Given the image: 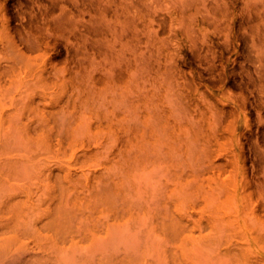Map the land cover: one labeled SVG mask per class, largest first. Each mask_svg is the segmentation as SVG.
Here are the masks:
<instances>
[{"label":"bare ground","instance_id":"1","mask_svg":"<svg viewBox=\"0 0 264 264\" xmlns=\"http://www.w3.org/2000/svg\"><path fill=\"white\" fill-rule=\"evenodd\" d=\"M125 1L0 0V264H264L233 1L189 34Z\"/></svg>","mask_w":264,"mask_h":264},{"label":"rangeland","instance_id":"2","mask_svg":"<svg viewBox=\"0 0 264 264\" xmlns=\"http://www.w3.org/2000/svg\"><path fill=\"white\" fill-rule=\"evenodd\" d=\"M134 1L135 2H132V4H130L128 1H125V5L122 4L123 10L127 12L130 10L137 11L142 14L141 16H143L144 13L151 14L150 19L153 18V24L148 26L150 31L159 28L157 25L160 24V21H163L165 18L164 21H166L162 22V26H164L166 29L169 27L172 29H183V31L187 30L188 34L191 33V28L193 27L194 23H196L195 19L197 17H203L206 19H211L213 17V14L216 13V5L214 3L219 2V0ZM232 1V6L234 5L232 9L236 14L234 17L235 27L228 39L231 42V39L234 38L235 42L238 44V47L236 50L235 63L233 65V77L230 80L229 88L231 91L237 92L242 78L246 82V87L250 93L249 96L251 99L256 98L264 102V0ZM153 12L157 16L153 14ZM160 13H166L163 15L164 18ZM160 15L163 19L160 17ZM159 17L161 19H159ZM107 19L109 20V18ZM144 20L145 17L136 19L121 18L119 20L121 22L119 25L121 27H126L130 23L133 25L136 23V26L141 28L144 26ZM157 22L159 23L157 24ZM111 23L113 25V20H111ZM158 36L161 38L165 37L166 35L159 34ZM189 57L191 58L192 62H194V64L197 62L193 53L190 52ZM241 85L245 86V84L242 83ZM261 108L263 109H261L260 113L264 120V105H261ZM255 113L256 112L250 116V119L254 120V128L256 125L258 126V140L264 145V121H262V123L261 121L257 120ZM257 121L259 125L257 124Z\"/></svg>","mask_w":264,"mask_h":264}]
</instances>
